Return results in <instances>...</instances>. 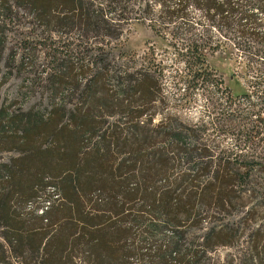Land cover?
I'll list each match as a JSON object with an SVG mask.
<instances>
[{
	"label": "trees",
	"instance_id": "obj_1",
	"mask_svg": "<svg viewBox=\"0 0 264 264\" xmlns=\"http://www.w3.org/2000/svg\"><path fill=\"white\" fill-rule=\"evenodd\" d=\"M22 1L32 4L40 18L54 22L55 29L77 25L88 36L97 37L109 35L115 21L126 15L130 0ZM143 1L144 17L158 9L161 20L154 22L152 28L164 38L169 33L177 37V31L169 32V27L192 9L208 21L204 36L183 41L182 47H177V59H183L189 70L186 75L192 80L208 79L214 60L227 66L241 65L244 78L264 81V0H177L176 6L169 0ZM57 4L69 8L61 13L55 9ZM212 31L220 36L214 38ZM97 46L102 52L92 60L93 74L84 85L75 81L71 85L73 91L81 94V100L73 107L58 100L63 86L59 81L53 83V101L47 115L31 111L20 115L0 112V142L8 138L14 142L6 147L8 150L22 151L14 158L13 166L0 163V216L2 226L8 230L2 235L4 242H0L4 254L0 260H5V254L11 251L21 256L24 264L29 253L38 255L39 264H62L67 250L77 246L96 264H117L109 258L116 249L115 242L130 234L131 227L125 225V220L137 221L143 217L139 214H144L134 215V210L143 209H134L129 202L139 199L137 204L148 205L147 213L151 216L178 226L191 219L192 210L199 204L218 211L246 204L242 195L249 184L247 174L232 171L229 165L207 177L186 174L170 182L168 179L161 187L153 182L170 163L166 147L189 154L196 147H188L182 131L175 128L163 131L155 126L154 114L141 119L148 114L146 105L157 100L155 87L159 89L162 84L157 59L151 55L136 76L128 68L114 69L105 47L100 41ZM92 50V45H88V51ZM109 77L115 80L113 88L107 82ZM228 88L235 97L249 98L252 93L234 69L229 72ZM257 90L264 104V88ZM118 115L121 121L109 123L106 119ZM4 120L9 131L2 125ZM256 121L264 125L261 109L256 113ZM104 122L109 123L110 134L100 131ZM254 128L260 133L258 124ZM159 137L163 147L157 145ZM18 140L20 145L15 143ZM204 151L209 152L206 148ZM212 162L202 161L198 170L209 171ZM246 165L251 171L253 164ZM47 184L56 185L63 200L48 208L44 215H36L39 221L36 224L41 225L29 227L15 209L19 208L16 204L32 197L30 190ZM254 190L248 189L250 193ZM92 195H98L97 204L102 208L86 210ZM15 196L19 199L14 200ZM113 216L117 218L112 222ZM44 220L54 228L51 234L44 231ZM231 230L229 223L211 227L203 238L204 246L229 244ZM123 243L119 248L125 256Z\"/></svg>",
	"mask_w": 264,
	"mask_h": 264
},
{
	"label": "rangeland",
	"instance_id": "obj_2",
	"mask_svg": "<svg viewBox=\"0 0 264 264\" xmlns=\"http://www.w3.org/2000/svg\"><path fill=\"white\" fill-rule=\"evenodd\" d=\"M169 1L176 6L177 0ZM144 4L143 0H130L126 15L115 21L109 35L96 37L88 36L77 25L55 29L54 22L40 18L34 12V6L22 0H0V112L20 115L31 111L47 115L53 101V83L59 81L63 86L58 100H65L68 107H73L81 100V94L73 91L71 85L73 81L84 85L93 74L92 60L95 54L102 52L96 48L98 41L105 47L114 69L128 68L136 76L153 55L159 65L157 73H160L162 84L159 89L155 87L157 100L146 105L148 114L141 119L154 114L155 126L163 131L170 128L182 131L188 147H196L190 154L166 147L170 163L153 182L161 187L168 179L170 182V179L186 174L207 177L229 165L230 170L247 174L249 184L242 195L246 204L227 211L199 204L192 210L193 218L178 226L159 216H151L147 213L150 207L138 205L140 201L136 199L129 202V206L143 209L139 210L141 212L134 210V215L144 213L139 214L143 217L137 221L125 220V225L131 227L130 234L115 242L116 249L109 259L117 264H264V125L256 121L259 109L264 116V104L257 90L264 88V81L244 78L241 65L227 66L214 60L208 79L192 80L186 75L189 70L183 59H177V47L181 48L183 41L204 36L208 21L192 9L186 17L176 19L169 27V32L177 31V37L173 38L169 33L164 38L152 28L154 22L161 20L157 16L158 9L144 17ZM55 6L61 13L69 8L65 4ZM125 17L127 22L122 21ZM212 34L214 38L220 36L216 31ZM88 45H92V51H88ZM233 69L252 92L249 98L235 97L230 93L229 72ZM107 82L114 87L113 78L109 77ZM106 119L114 123L121 121V116H106ZM109 123L104 122L99 127L102 133H111ZM257 124L260 133L254 128ZM2 125L6 131L10 130L7 120ZM157 140V145L163 147L162 138ZM13 143L8 138L0 142V163L13 166L14 158L22 154L18 148H6ZM15 143L20 145L19 140ZM205 148L209 152H205ZM207 160H213L212 168L198 170L200 163ZM246 163L253 164L251 171ZM250 187L256 191L250 193ZM29 192L32 197L23 198L22 204H16L19 208L15 209L32 227L41 225L36 224L39 223L36 215H44L46 206L50 208L60 203L63 195L54 184L42 185ZM97 197H90L86 210L99 206ZM16 198L19 199L15 196L14 200ZM116 218L113 216L111 221ZM1 221L0 216V242H4L2 235L8 230ZM222 223H229L232 228L228 237L230 243L205 247L203 238L206 233ZM42 225L45 232L52 233L54 228L48 226L47 221L44 220ZM256 229L260 230L259 233L255 232ZM122 241L126 245L125 256L121 255L119 248ZM255 246L256 250L252 252ZM67 251L62 264H96L80 247L71 246ZM3 256L0 251V257ZM22 260L15 252L8 251L0 264H24ZM25 262L39 264L38 255L29 253Z\"/></svg>",
	"mask_w": 264,
	"mask_h": 264
},
{
	"label": "built area",
	"instance_id": "obj_3",
	"mask_svg": "<svg viewBox=\"0 0 264 264\" xmlns=\"http://www.w3.org/2000/svg\"><path fill=\"white\" fill-rule=\"evenodd\" d=\"M48 208H49V206L47 205V206H46V210H47ZM41 212L43 213V212H44V210H41Z\"/></svg>",
	"mask_w": 264,
	"mask_h": 264
}]
</instances>
